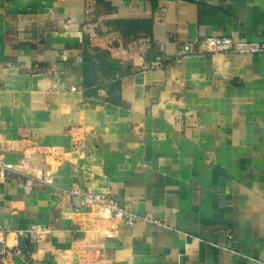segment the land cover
Masks as SVG:
<instances>
[{
  "label": "crops",
  "instance_id": "1",
  "mask_svg": "<svg viewBox=\"0 0 264 264\" xmlns=\"http://www.w3.org/2000/svg\"><path fill=\"white\" fill-rule=\"evenodd\" d=\"M217 35L264 40V0H0V154L54 173L0 179L11 264H264V52L179 53ZM75 187L159 224L107 237Z\"/></svg>",
  "mask_w": 264,
  "mask_h": 264
},
{
  "label": "built area",
  "instance_id": "2",
  "mask_svg": "<svg viewBox=\"0 0 264 264\" xmlns=\"http://www.w3.org/2000/svg\"><path fill=\"white\" fill-rule=\"evenodd\" d=\"M195 40H186L179 45L181 55L196 54L197 52L206 53H232L247 54L264 52V40L243 41L234 40L227 35L204 37L195 46ZM154 63L161 64L157 59ZM76 149L84 150L83 144L74 145ZM12 176L17 180L19 187L29 193L33 188L53 185L54 173L50 169L40 168L32 164L28 159L21 158L15 163L6 162L0 154V179ZM70 199L69 205L75 212L89 211L93 212L98 219H103L109 223V226L102 231V234L110 237L116 232L119 225H133L136 221L159 224L157 220L147 215H139L129 209L123 208L118 202L107 194L95 193L80 187L66 190ZM40 228L33 226L26 232V236L32 244L38 242ZM21 233V232H20ZM22 250L17 244L10 246L7 243L6 232L0 225V264H11L13 256L22 255Z\"/></svg>",
  "mask_w": 264,
  "mask_h": 264
},
{
  "label": "trees",
  "instance_id": "3",
  "mask_svg": "<svg viewBox=\"0 0 264 264\" xmlns=\"http://www.w3.org/2000/svg\"><path fill=\"white\" fill-rule=\"evenodd\" d=\"M112 24L114 25V27H117L121 32H123L124 36L135 35L140 32L146 33V28L144 25L145 22L143 21L116 20ZM85 62H87L86 57ZM89 67H91V65H89Z\"/></svg>",
  "mask_w": 264,
  "mask_h": 264
}]
</instances>
